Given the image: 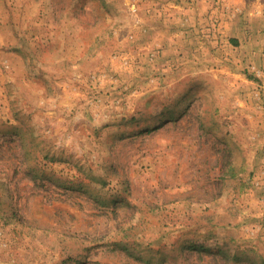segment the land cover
I'll return each mask as SVG.
<instances>
[{"label":"rangeland","instance_id":"rangeland-1","mask_svg":"<svg viewBox=\"0 0 264 264\" xmlns=\"http://www.w3.org/2000/svg\"><path fill=\"white\" fill-rule=\"evenodd\" d=\"M0 264H264V0H0Z\"/></svg>","mask_w":264,"mask_h":264}]
</instances>
